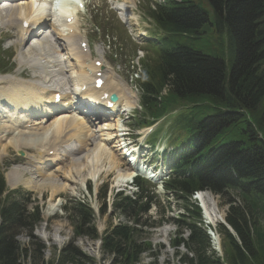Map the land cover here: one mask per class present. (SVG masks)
<instances>
[{"label": "trees", "instance_id": "trees-1", "mask_svg": "<svg viewBox=\"0 0 264 264\" xmlns=\"http://www.w3.org/2000/svg\"><path fill=\"white\" fill-rule=\"evenodd\" d=\"M208 2L219 17L210 25L223 36L217 41L218 36L213 47L202 45L194 50L179 45L180 37L200 35L208 22L205 12L191 3L167 2L146 16L173 38L162 40L160 47L154 41L148 48L158 58L153 65L143 63L148 75L143 86L150 89L142 97L143 104L151 107L155 118L179 106L189 115L206 117L195 135L200 149L183 155L175 165L179 174L187 171L189 177L171 180L166 188L174 194L178 191L183 199L204 189L219 196L229 206L224 221L233 232L217 225L222 256L217 255L200 227L199 208L185 205L190 221L178 227L189 235L172 245L187 252L179 255L180 264H264V225H260L264 223V0ZM167 79L169 92L161 97ZM20 208L7 202L0 214V264L95 263L72 244L49 261L45 246L33 239L31 246L37 250L23 249L18 230L31 231L33 222L18 213ZM83 212L75 238L97 241L90 212ZM123 214L126 224H111L102 234V255L112 256L113 264H142V254H148L147 264H156L150 244L139 239L142 226L129 225L137 223V217Z\"/></svg>", "mask_w": 264, "mask_h": 264}, {"label": "bare ground", "instance_id": "bare-ground-1", "mask_svg": "<svg viewBox=\"0 0 264 264\" xmlns=\"http://www.w3.org/2000/svg\"><path fill=\"white\" fill-rule=\"evenodd\" d=\"M69 5L67 0H51V4L39 0H18L11 5L9 9L10 13L6 19L4 18L2 20V11H0V20L2 23L8 26L14 25L15 28L19 30V45H21L25 38L31 35L35 29H40V31L44 29L47 34L51 32V29L54 32L51 33L56 39L55 42H52L48 38L40 39L33 48L37 52H43V58H34L33 56L32 59H26L24 61L32 70L42 71L43 79H35L32 81L18 80L16 83L15 78L0 77V96L5 98L7 106L13 109L11 117L15 115L19 117H32L31 122H23L27 121L23 118L17 119V122L24 125L31 124L30 130L34 132L33 138L36 141L32 146L29 142L22 143V141H15L13 138H10L7 144H2L3 138L5 137L6 139L9 134L12 135L18 128L12 119H7L8 124H4V126L0 127V157H6L8 147L11 146L17 150H31V148L34 147L35 151L32 150L34 154L26 153L25 159L28 160V164L27 160H25L24 165L29 166L31 168L30 172L37 176L50 178V176L58 175L60 178L64 167L58 165L60 164L59 156L65 155V158H67L66 156L69 149L75 146V150L79 148L86 151L85 163L96 161L102 165L99 170H92V172L89 173V177L95 180L103 169H107L108 172L115 171L116 161L106 144L97 143L89 153L88 150L85 149L93 144V133L88 127V123L91 124L90 118L96 117L98 119L99 112L101 111L112 118L117 114L115 118L117 121H115L113 125H105V129L102 130H116L120 132L122 126L120 121H118V111L115 108H112L111 111L106 110L109 100L100 101V97L104 96V94L109 96L108 90H111L119 94L121 106L125 110H128L131 103L125 95L124 88L122 91V83L116 79L112 72L103 71L104 84L99 90L94 88V81L96 79L94 74L98 71L94 66V62L98 60L94 61L93 64H86V61L89 60L88 56L90 55L84 54L76 47L77 41H80L77 33L79 25L78 16L80 12L78 13L76 8H70ZM132 6V3L118 5V12L122 20L126 22L134 21V14L131 10V8H133ZM69 14L72 20L67 23L66 18ZM24 23H28V26L26 27ZM45 36L43 32H39L38 35H36L38 38ZM58 41L65 46L63 48L64 50L61 51L62 53H64V51L67 53L65 54L66 57L64 60H61L57 55L59 53L57 48ZM38 55L41 54L38 53ZM65 60H70V62L74 63V67H71V82H67L64 78L65 76H62L67 72L64 67ZM52 73H55L57 77H53ZM108 78L110 80V89H107ZM50 80L52 81L50 82ZM69 82L71 86L68 85ZM52 83H54V85ZM55 83L57 85H55ZM59 86L65 87V89L73 87V97L71 98L67 93H61L60 102L55 104L53 98L54 95L58 94L55 90L59 88ZM88 102H91L93 107L89 106ZM72 106L78 107V112L69 115L67 111ZM81 107H83L84 110L79 112ZM89 109H92L91 113H89ZM90 114H92V116L88 117ZM50 120L51 122L48 123ZM112 127L114 128L112 129ZM21 134L22 131H17V135ZM103 140L104 139L100 141ZM109 140L110 139L105 141ZM33 141L31 142L32 144ZM49 151L53 152L52 156H49ZM14 161L16 162V160ZM157 161L163 164L166 163L160 159ZM141 170L146 173L144 169L141 168ZM7 175V179L10 180L12 185L22 183L23 186L25 185L30 189H41L40 185H36L35 183L41 180H36L37 177L24 179V172L18 169L9 170ZM66 175L68 176L69 173H63L62 177L64 178ZM132 176L133 174L131 173H119L115 178L117 179L116 183L127 182ZM32 179H34L35 182ZM67 182L68 181L60 185H48V188L51 189L50 199L58 197V194L65 190ZM198 199L201 201L206 219L212 224H215L217 214L214 204L203 195H199ZM53 206L54 204L49 206L50 210Z\"/></svg>", "mask_w": 264, "mask_h": 264}, {"label": "rangeland", "instance_id": "rangeland-1", "mask_svg": "<svg viewBox=\"0 0 264 264\" xmlns=\"http://www.w3.org/2000/svg\"><path fill=\"white\" fill-rule=\"evenodd\" d=\"M83 1L86 2L88 0H83ZM156 1L160 2L161 0H156ZM192 1H194L196 4L200 5V7H202L203 9H205L209 14L210 20L213 21V11L205 0H192ZM152 2H153V0H90L87 3H85V10L81 11L82 13L78 16L79 33L81 35V40H83V39L86 40L91 47V51L93 52L91 60L93 57L104 58L103 64H104L105 69L109 72L115 71L118 73V75L122 79H125L128 75V72L130 71V66H131L130 62L132 60H134V58L137 57L138 54H142L144 56V58L146 57L147 47H146L145 41L147 39H145V36L149 37L151 32H155V29H154V26L152 25V23L144 18V15L148 11V8L155 6V3H152ZM124 3H132V5H133L132 9H133V13H134V21L128 22L127 24H129V25H127L126 27L123 26L122 21L119 19L118 15H117V12H114L111 10L112 7H116L117 5L124 4ZM9 13H10L9 8L7 10L3 11L1 14V17H3L2 20L4 18L6 19V17L9 15ZM2 24L3 23L0 20V44H2V47H4L5 49L7 47L9 48V44L12 45V47L9 51H6L10 55V59L2 60L1 68L2 69H5V68L6 69H12V71L10 72V75H7V76L12 75L13 77H22L24 79H27L28 81L35 80L34 77L38 78L37 80H41L42 71L32 70L30 67H28L29 65L25 64V63H23L24 65H20L19 64V58L24 57L27 60L32 59L33 56H34V58H43V52L40 53V52L36 51L37 56L36 55H30V56L26 57L25 51H27L28 49H31V47L27 46L28 43H26L25 45L23 44L24 46L19 49V46L17 45V43H18L17 30H9L5 26L1 27ZM121 26L124 27L128 36H130V38H132V40H134V42L137 46L135 53H132L131 45L130 44L128 45L127 40L120 41V38H118L114 35L112 29H117V28L120 29ZM97 27L99 28V30L94 31L95 28H97ZM52 33H54V32H52ZM103 33H106V35L103 36ZM51 36H52V34H51ZM52 37L55 38L54 36H52ZM217 38H218V36L216 34H214L212 32V28L208 26L206 28V38L203 40L202 45H204L206 47H213ZM39 40H40V38L34 39L33 42L39 41ZM30 42H32V41H30ZM57 48L59 50L58 51L59 53L57 54L58 57L61 58V60H64L66 57L65 56L66 52H64V53L61 52L62 50H64L63 47H60V48L57 47ZM19 50H21L20 51L21 53L18 55ZM38 53L41 55H38ZM17 57H19V58H17ZM110 58H113L114 62L110 61ZM91 60H89L88 63H91ZM73 64H74L73 62L70 63V62L65 60L64 67H65V71H67V72H65L66 74L65 73L64 74L68 77V80L70 79L69 78V73H70L69 71H71V67L73 66ZM52 74H53V77L56 76L55 73H52ZM64 74L62 76H64ZM62 76H60V77H62ZM68 80L66 79L67 82H68ZM51 81L52 80H50V82ZM69 81L71 82V79ZM50 82H49V84H50ZM70 82L68 83L69 86H71ZM123 88L125 90V87L122 84V91H123ZM125 95H126V93H125ZM10 135L11 134H9V136ZM4 139H5V137H4ZM105 140H108V139H105ZM32 141H33V144L31 143ZM25 142H29V144H31L33 146L34 142H36V141L34 138H31V140H29V141H22V143H25ZM112 148L113 147L108 148V149L110 150L111 154L114 157V153L112 151ZM14 149H12V150H14ZM31 150H34V147L31 148ZM11 155H12V151L10 150V147H8L7 156L2 157V158L0 157V168L1 167L4 168L5 166H7L8 164H6V163H16L13 160V158L11 157ZM63 157H65V155ZM113 157H112V159H113ZM4 158H8L6 163H5ZM85 158H86V153L84 154V156L82 158L83 162H85ZM25 160H27V159H25ZM73 161L74 162L71 161V163H68L67 167L65 168L66 172L69 173V168L72 165H75L79 162V160H77V159H75ZM27 164H28V160H27ZM106 165H107V163H106ZM63 167H65V166H63ZM12 168H16V169H19L22 171H26L25 168H18V167H12ZM104 168H107V167H104ZM8 170H10V169H8ZM71 170H72V168H70V171ZM103 170H102V172H100V175L97 177V179L101 176L102 173L108 172L107 169H105L106 171L105 170L103 171ZM109 172H113V171H109ZM7 173H6V179L8 178ZM119 173H121V172L117 171V174H119ZM125 173H128V172H125ZM121 174H124V173H121ZM62 176L63 175H61L60 178L58 177V175H54L52 177L50 176V178L37 176L36 180H41L40 181L41 183L35 182L34 179H32L36 183V185H40V187H41V189H37V190L30 189V188L26 187L25 185L23 186L22 183L18 184V185L16 184V186L15 185L11 186L10 183H8L9 189H16L17 188V189L21 190V192H23V193H26V194L28 193L29 194V196L27 197L28 199H30V200L32 199L35 202H37L40 206H42V208H41L42 222L36 227V230H35V232H33V234L32 233L30 234L28 231L24 232L23 239L21 240L23 245H26L27 243H29V241H28L27 237H25V235L28 236L31 241L33 239L34 242H36L39 239V236L41 238L43 236V238L45 240L47 239L48 244L51 247V250L53 247H55L57 249L58 247L62 248L64 246L72 244L73 246L79 248L81 250V252L83 253V255H86V257L93 259L95 262L94 264H113L112 256H103L102 255L101 250H100L101 244L99 245V241H90L89 239H86V238L76 240V238H73V231H72V226H71L70 221H69V215H68V217L65 215L64 217H61V218L54 217V215L57 216L58 213H62V212L64 214H68L63 210V207L65 206V204L68 201H70V205H72V202L74 201L72 199L73 193H71L69 189L65 188V192L67 194H63L61 196V198L59 199L61 201L62 207H59L55 213L53 212V210H54L53 208H51V210H50V207L47 209L48 211H46L45 207L48 205V202L44 201V198H42V194L44 191H48L51 195V189L48 188V185H50V184L60 185V184L66 183L68 176L66 175V177H64V178ZM30 178H34V177H26L24 174V179H30ZM87 179L93 180L92 178L89 177V174H88ZM97 179H95L93 181H96ZM83 180H80V182H84ZM115 180H117V179H115ZM124 182H126V181H124ZM25 187L30 189V191H32V192H27ZM66 187H68V182H67ZM82 188H83V186H80L78 191L75 190L74 192L75 193L78 192L80 194V190ZM62 192H60L58 194V197H54V198H59L60 195L62 194ZM204 195L206 196L207 200H209L211 203L216 205V207H217V209H216L217 213L216 214L221 216L222 218H224L229 206L225 205L222 202V200L220 199V197L217 195H212L209 192H205ZM57 201L58 200H56L55 202H57ZM172 206H173V204H172ZM175 211L176 210L174 209V210H172L171 213H173ZM47 213H49V214H47ZM50 215H52V216H50ZM111 215H113V214L107 213L104 216L100 215V218L96 219L95 228H96L99 235L103 231H105L111 223L115 224V222L116 223L120 222L119 217H118L119 215H117V216H115V215L111 216ZM169 215H170V213L168 212L167 216H169ZM217 215H216V222L219 219V216H217ZM73 221H78L77 223L80 224L81 219L75 215L73 217ZM219 223H221V222H219V220H218V222L215 224V227H214L215 230H216V226ZM260 225L261 226L264 225L263 221L260 222ZM74 227L75 226H73V228ZM176 228L177 227L174 224L173 225L168 224V225H164L161 228H157L154 230L153 229H146L147 232L140 234L139 239L141 240V242L146 241V243L150 244V247H149V249L151 250L150 254L151 255H157L156 264H180L179 255L183 254V253H187L184 248H182V247L174 248L172 245V242L173 243L176 242L178 240V238L182 237L183 239H185L188 236V233L186 232V230H177ZM261 228L264 231V228L263 227H261ZM181 234H183V236H181ZM96 235H97V233H96ZM215 240H217L216 237H215ZM211 241L213 242V240H211ZM218 241H219V245H220L222 243L220 237L218 238ZM212 248L214 249L215 246L214 247L212 246L211 249ZM50 251L48 250L45 253V258H47L48 261H49V258L51 257V254H52L51 253L52 251L51 252ZM220 252L222 254V250H220ZM216 254L219 255V253H216ZM141 261H142L141 262L142 264H147L150 261V256L148 254H142ZM86 264H91V263H86Z\"/></svg>", "mask_w": 264, "mask_h": 264}]
</instances>
